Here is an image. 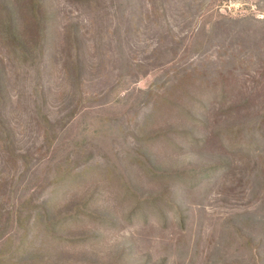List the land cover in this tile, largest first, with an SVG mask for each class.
<instances>
[{"label": "rangeland", "instance_id": "obj_1", "mask_svg": "<svg viewBox=\"0 0 264 264\" xmlns=\"http://www.w3.org/2000/svg\"><path fill=\"white\" fill-rule=\"evenodd\" d=\"M0 4V264H264V0Z\"/></svg>", "mask_w": 264, "mask_h": 264}, {"label": "trees", "instance_id": "obj_2", "mask_svg": "<svg viewBox=\"0 0 264 264\" xmlns=\"http://www.w3.org/2000/svg\"><path fill=\"white\" fill-rule=\"evenodd\" d=\"M6 10L4 6L0 4V12ZM19 7H15L14 11L9 10V15H18ZM14 13V14H13ZM38 30L39 34H35L31 38L33 41L25 40L23 41V38H26V33L29 31V28H27V31L25 32V26L23 25V28H19V26H15L12 22H8V20L4 19L0 13V37H9L13 43L19 42L18 49L20 50L19 54L22 57H25L28 55L32 56L31 59H39L44 55V46H45V40H46V33L44 31V24L42 22H39L38 24ZM31 32H34V29L30 30ZM24 36V37H23ZM22 37V38H20ZM21 44V45H20ZM0 127L5 126L4 125V114L3 110L6 108V99H10L11 92L8 89V85L5 79V66H4V60L0 59ZM4 68V69H3ZM5 70V72H4ZM1 142H4V137L8 136V132L5 131L4 133H1ZM6 134V136H5ZM61 177V175L59 176Z\"/></svg>", "mask_w": 264, "mask_h": 264}]
</instances>
